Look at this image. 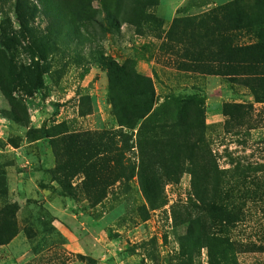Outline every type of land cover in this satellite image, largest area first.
Here are the masks:
<instances>
[{
  "label": "rangeland",
  "instance_id": "1",
  "mask_svg": "<svg viewBox=\"0 0 264 264\" xmlns=\"http://www.w3.org/2000/svg\"><path fill=\"white\" fill-rule=\"evenodd\" d=\"M231 1L0 0V264H264V49L220 57L264 0ZM109 58L153 85L130 127Z\"/></svg>",
  "mask_w": 264,
  "mask_h": 264
},
{
  "label": "trees",
  "instance_id": "2",
  "mask_svg": "<svg viewBox=\"0 0 264 264\" xmlns=\"http://www.w3.org/2000/svg\"><path fill=\"white\" fill-rule=\"evenodd\" d=\"M239 0H233L231 2L225 3L221 7L217 8L218 12H224V15H228L231 12H237L238 6H239ZM260 11L262 13V16L264 15V6L263 3L260 4ZM216 10V9H215ZM237 29H240L239 26H232L229 28L230 31H235ZM228 30V31H229ZM227 40L231 41V37H227ZM264 44H257V45H251V46H245V47H234L233 45H229L228 48L226 47L225 52L220 55V57H223V63L221 66L232 68L235 66H238L239 64H243L246 61H242V59L239 57V54H243L247 51L253 50L256 53H258L257 50H263ZM258 55V54H257ZM259 56V55H258ZM263 58V57H262ZM221 62V61H220ZM109 79L111 81V84L116 82V80H123V82L129 84V85H137L141 88V90H138L137 93H135L130 98V105H127L126 107L117 106L114 102V99L111 100L114 116L117 119V122L121 126L130 127L133 124V121H138L146 117V113L142 111V109L139 106H135L133 103L134 99H137V102H140L142 105L151 106L154 103V89L152 82L149 78H146L136 72L129 71L124 65H119L112 59H108L105 62ZM143 86V88L141 87ZM134 104V106H133ZM138 111V116H134V114ZM140 111V112H139ZM137 124V122L135 123ZM133 124V125H135ZM71 139V137H69ZM73 140V139H72Z\"/></svg>",
  "mask_w": 264,
  "mask_h": 264
}]
</instances>
